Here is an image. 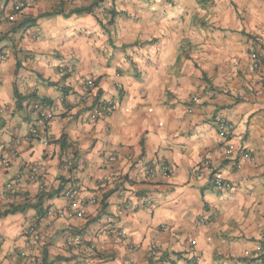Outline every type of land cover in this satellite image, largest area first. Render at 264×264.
Listing matches in <instances>:
<instances>
[{"label":"crops","instance_id":"crops-1","mask_svg":"<svg viewBox=\"0 0 264 264\" xmlns=\"http://www.w3.org/2000/svg\"><path fill=\"white\" fill-rule=\"evenodd\" d=\"M129 1L33 0L0 25V264H264V0H203L186 33ZM35 102L53 119L30 137Z\"/></svg>","mask_w":264,"mask_h":264},{"label":"built area","instance_id":"built-area-1","mask_svg":"<svg viewBox=\"0 0 264 264\" xmlns=\"http://www.w3.org/2000/svg\"><path fill=\"white\" fill-rule=\"evenodd\" d=\"M32 1L33 0H21V1L16 2L11 7L10 13L0 15V25L3 23L13 22L15 19V15L18 14L27 5V3H32ZM64 1L65 2H71L72 0H64ZM252 57L255 61L256 56L254 53L252 54ZM92 90H97L95 83L92 80H86L85 86H84V91L90 92ZM113 105H114V102L112 100H105V101L103 100L102 101L101 99H99L95 108H94V113L92 114V118L95 119L98 117V115L100 116L101 114L108 113L112 109ZM33 109L37 114V118L29 128V136L30 137H37L39 135V131L49 125V123L53 119V114H52V111L49 108V106L45 105L44 103L35 102L33 104ZM226 130H227L226 123L220 122L219 126H218V131H219V135L221 137H225ZM26 139L27 138H25V140ZM18 143H19V141L16 140L15 144L17 145ZM42 144L46 146L48 144V141L44 138ZM66 163H67L68 168H71L73 165L70 157L66 158ZM5 167H8L7 163L5 164ZM28 169H29L28 180L36 181V179H37V177H36L37 168L35 166H30ZM160 169L164 173H169L171 171L168 166H161ZM148 173L152 174L153 169H150L148 171ZM213 185L217 188H220L223 186V183H222L221 179L216 178L213 181ZM76 187H77V185L73 183L70 186H68L67 188H65L62 192L63 197L67 200L73 201L76 197V189H77ZM47 214L51 215L50 217L53 216L50 212H48ZM55 217L61 218V219L66 218V219L71 220V219H75V218H81L82 214L77 213L75 211H66V212L58 213L57 215H55ZM162 229H165V227L162 226ZM110 233H114L116 236H118L120 238L124 237L122 232L117 231L115 229L110 230ZM28 235L30 237L31 244L35 245V244L40 242V231H39L38 225L36 223H33L29 226ZM65 242H66V245L69 247L80 248L82 250L88 251L89 254H91V255H93V253H94V246L85 244L84 241L78 236L72 237V238H67L65 240ZM194 244H195L194 242L190 243L191 246H194ZM20 256L22 258H25L27 256V252L22 251L20 253ZM30 264H33V263L30 262ZM189 264H197V262L191 261V262H189ZM257 264H259V263H257Z\"/></svg>","mask_w":264,"mask_h":264},{"label":"rangeland","instance_id":"rangeland-1","mask_svg":"<svg viewBox=\"0 0 264 264\" xmlns=\"http://www.w3.org/2000/svg\"><path fill=\"white\" fill-rule=\"evenodd\" d=\"M134 1L130 0L129 4ZM202 3L203 0H199V4L198 0H136L130 9L148 10L155 8L156 4H159L163 9L177 7L182 12L179 18V29L182 33H186V30L188 31L193 25L200 24L202 18L199 16L201 15Z\"/></svg>","mask_w":264,"mask_h":264},{"label":"trees","instance_id":"trees-1","mask_svg":"<svg viewBox=\"0 0 264 264\" xmlns=\"http://www.w3.org/2000/svg\"><path fill=\"white\" fill-rule=\"evenodd\" d=\"M198 3H199V0H198ZM92 9H93V6L87 7V8H78V9H74V10L70 11L68 15H79V14H83V13H92ZM56 14H57L56 12L45 13V14L38 16L37 19L51 17V16H54ZM37 19H35L34 21H36ZM16 212H17V210L15 208H10L8 210H5V212L3 214H0V217L10 215V214H13Z\"/></svg>","mask_w":264,"mask_h":264}]
</instances>
